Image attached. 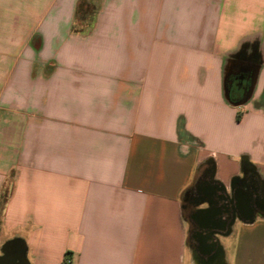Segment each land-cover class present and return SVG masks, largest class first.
Listing matches in <instances>:
<instances>
[{"label": "crops", "instance_id": "1", "mask_svg": "<svg viewBox=\"0 0 264 264\" xmlns=\"http://www.w3.org/2000/svg\"><path fill=\"white\" fill-rule=\"evenodd\" d=\"M78 1L0 0L3 243L28 264H264V0H90L83 31ZM187 211L216 212V252Z\"/></svg>", "mask_w": 264, "mask_h": 264}, {"label": "flooded vegetation", "instance_id": "2", "mask_svg": "<svg viewBox=\"0 0 264 264\" xmlns=\"http://www.w3.org/2000/svg\"><path fill=\"white\" fill-rule=\"evenodd\" d=\"M238 76H241L238 75ZM242 81L237 80V84H241ZM242 85V84H241ZM210 188H205L202 190H197V194H193L194 196H190L193 201L198 202L201 199H207L208 205L207 208L202 211V213H207L208 211L211 210H217L220 211L221 213H225L226 217L224 218L226 222L232 220L234 214L237 212L236 210V203L232 200L227 201V202H222L220 205L218 204L219 201L224 200L227 197L222 194L218 193L215 197V200H212V197L210 198ZM186 200L188 202V193L186 195ZM214 203V204H213ZM188 206V205H187ZM187 214L190 216V232H189V241H190V246L193 249L195 253H204L206 251H211L216 252L217 251V244L215 240L206 242V239L210 238L215 239L214 231H216L218 228L215 227L216 225H220V222L217 220H211L208 221L206 219H200L197 220L194 218L195 214L193 211H187ZM214 223L215 226H212ZM218 231V230H217ZM213 237V238H212ZM206 257V256H205Z\"/></svg>", "mask_w": 264, "mask_h": 264}, {"label": "water", "instance_id": "3", "mask_svg": "<svg viewBox=\"0 0 264 264\" xmlns=\"http://www.w3.org/2000/svg\"><path fill=\"white\" fill-rule=\"evenodd\" d=\"M247 93H249V91ZM215 214L216 212L213 214H209L207 220L209 221V219L212 218ZM212 226H215L214 223ZM219 226L220 225H216L215 227ZM0 251L2 252L0 254V264H28L25 257V245L23 242L17 239L5 241L2 244Z\"/></svg>", "mask_w": 264, "mask_h": 264}, {"label": "trees", "instance_id": "4", "mask_svg": "<svg viewBox=\"0 0 264 264\" xmlns=\"http://www.w3.org/2000/svg\"><path fill=\"white\" fill-rule=\"evenodd\" d=\"M96 7L94 3L90 0H79L74 15V30L83 31L85 27L90 26L94 19ZM77 25H81L78 27ZM6 191L2 192L0 195V207L5 201Z\"/></svg>", "mask_w": 264, "mask_h": 264}, {"label": "rangeland", "instance_id": "5", "mask_svg": "<svg viewBox=\"0 0 264 264\" xmlns=\"http://www.w3.org/2000/svg\"><path fill=\"white\" fill-rule=\"evenodd\" d=\"M7 191H8V187L6 188V193H7ZM5 234L6 233L4 232V234H2L1 237H0L1 238L0 247H1L2 243H3V240L6 239L7 235H5Z\"/></svg>", "mask_w": 264, "mask_h": 264}]
</instances>
